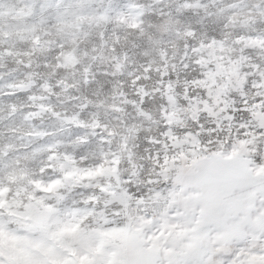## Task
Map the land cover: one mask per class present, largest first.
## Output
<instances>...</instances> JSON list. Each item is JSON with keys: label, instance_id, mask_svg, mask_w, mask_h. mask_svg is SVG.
I'll use <instances>...</instances> for the list:
<instances>
[{"label": "snow or ice", "instance_id": "snow-or-ice-1", "mask_svg": "<svg viewBox=\"0 0 264 264\" xmlns=\"http://www.w3.org/2000/svg\"><path fill=\"white\" fill-rule=\"evenodd\" d=\"M77 2L78 12L57 14L50 26L55 33L7 24L5 17H26L32 8L13 16L0 4V45L9 42L13 29L16 35L27 32L21 39L30 41L24 51L15 44L0 47V67L13 57L31 68L34 54L55 51V64L44 65L55 75L75 69L82 57L107 59L105 47L117 52L121 36L109 43L103 32L99 51L95 45L81 50V38L89 35L86 26L115 22L139 36L152 27L145 25L146 9L137 0L115 16L111 9L86 14L88 0ZM50 4L43 0L41 11ZM200 7L199 0H183L177 12ZM158 11L168 16L160 31L183 41L182 51L170 52L166 41L149 35L152 48L142 55L155 51L157 58L127 72L138 99L128 100L114 86L108 105L118 114L131 105L148 127L123 121L109 126L98 118L81 119L79 112L55 111L46 101L58 95L55 89L75 87L68 76L44 81L40 88L47 95L28 94L30 103L19 106L35 109L23 113L25 121L47 113L62 127L87 129L74 145L98 136L107 149L77 154L62 151L61 141H55L9 157L15 146L0 145V264H264V28L255 27L264 21V0H229L218 10L222 26L210 35L177 26L170 14ZM111 59L113 70L104 75L123 74L131 63L127 53ZM181 73L186 74L182 80ZM33 75L0 85V96L30 93ZM153 75L156 87L138 84ZM81 76L87 85L96 73L88 66ZM156 94L163 98L158 115L142 107L145 97ZM90 103L84 97L80 111ZM8 107L0 121L18 111L15 104ZM23 135L31 144L50 133L33 126ZM38 153H43L39 159Z\"/></svg>", "mask_w": 264, "mask_h": 264}, {"label": "rangeland", "instance_id": "rangeland-1", "mask_svg": "<svg viewBox=\"0 0 264 264\" xmlns=\"http://www.w3.org/2000/svg\"><path fill=\"white\" fill-rule=\"evenodd\" d=\"M183 0H161V3L155 4L153 0H137V3L142 4L145 9V25H152L147 28V33L144 36H139L136 33H129L122 25L118 26L115 22L107 23L101 27L95 25L87 27L89 32L87 37H83L80 40L81 50L90 49L94 45L97 46L99 51V45L101 43L98 33H104V39L111 43L114 35L121 36L120 45L117 47L116 53H111L107 47L104 49V57L107 59H98L92 61L88 57H82L81 63L75 66V69H69L67 71L60 70L53 75V69L51 67H45L44 65H54L55 60L53 59L55 51H45L43 53H36L31 57L32 66L31 68H25L23 65H17L15 58L6 57L3 60L4 67H0V73H3V79H0V85L13 83L19 80H25L29 73H35L32 76L34 86L31 88L30 93L18 92L12 96H0V116H7L10 111L9 105L15 104L18 106V111L13 116L0 121V145L12 144L15 146V151L9 153V157L22 155L24 153H32L37 149H41L44 146L54 143L55 141H61V150L76 151L77 154L88 152H99L102 148L107 149V145H102L99 141L98 136H90V143L87 145H74L73 141L77 136L85 134L87 129H80L71 126L62 127L61 124L49 114L45 113L42 118L33 119L31 121H25L23 119V113L29 110L28 108H20L19 106L27 101V95L31 93L44 94L40 85L44 81L54 83L56 79L62 76H68L69 83L75 84V87L70 88L67 92H61L60 89H55L58 95L51 96L46 103H51L54 106L55 111L72 115L73 113L79 112L81 119L91 120L98 118L102 122L112 125H120L121 121L125 124H136L143 127H148L147 124H143L137 118L135 110L131 105L126 106L124 113H115L108 109V105L113 102L112 94L113 87L115 86L118 90L123 91L126 94L128 100H136V88L131 85V78L127 76L128 71H135L139 64L144 63L148 59L157 58L155 51L150 52L149 57L142 55L143 51L150 50L152 45L149 42V35L152 39H163L167 42V46L171 51L183 49V41L177 40L175 36L164 34L160 31V25L168 19V16H162L159 14L160 9L164 13L170 14L174 21H178L177 26L193 27L200 33L213 34L218 32L223 24V18L219 14V9L224 8L229 0H199V3L203 6L200 8L193 9H182L177 12V7ZM129 0H88L86 4V14H93L95 12H104L105 9H111L109 15L115 16L117 12H127L129 9L127 5ZM0 4H3L6 9H11L12 15H16V10L32 8V13L26 17L17 16L16 19L5 17L7 24L19 25L23 27L27 25L29 27L35 26L37 30L49 29L55 33V29L50 26L53 25L57 19V14L61 12L71 13L73 11H79V5L77 0H51L50 6L44 8L41 11V5L43 0H0ZM150 9V10H149ZM210 14V15H209ZM256 28H264V21H258L255 25ZM13 36L8 43L0 45L2 48L10 47L15 44V50L24 51L29 47L30 41L21 39L22 36H27V32H21L20 35L15 34L13 29ZM126 37V39H125ZM55 39V35L50 37ZM127 53L129 60L127 69L123 74L116 76L104 75L105 72H112V65L115 63L111 59L112 55ZM94 55L96 53H93ZM27 59V58H25ZM91 66V71L96 73L95 79L89 84L85 85L82 82L81 73L84 67ZM75 73V75H72ZM186 74L181 73V80ZM157 75H153V78L147 81H138V84H143L147 89L156 87ZM175 79V77H173ZM7 91V89H5ZM78 97V99H73ZM84 97H87L92 103H90L84 111H80L79 105L84 102ZM119 99H123L122 97ZM103 101V105L100 102ZM163 102V98L159 94L145 97V103L142 105L147 111H151L158 115L160 104ZM35 126L50 135H46L41 138H36L31 144L28 141L31 137H25L23 134L27 131H31L32 127ZM18 128L17 132H9L8 128ZM99 132V129H97ZM145 132L140 133L141 139L145 135ZM140 141L137 140V143ZM23 144H28L27 147H21ZM43 153L37 154V159L42 156ZM32 164L33 161H28Z\"/></svg>", "mask_w": 264, "mask_h": 264}]
</instances>
